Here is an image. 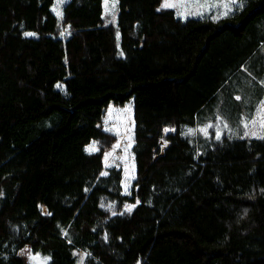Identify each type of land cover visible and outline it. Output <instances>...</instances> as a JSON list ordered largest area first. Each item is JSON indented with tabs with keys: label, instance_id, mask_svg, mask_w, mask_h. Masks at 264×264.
<instances>
[{
	"label": "trees",
	"instance_id": "obj_1",
	"mask_svg": "<svg viewBox=\"0 0 264 264\" xmlns=\"http://www.w3.org/2000/svg\"><path fill=\"white\" fill-rule=\"evenodd\" d=\"M55 1L0 0V264L27 247L48 264H264V0L218 21L118 0L119 41L103 0L62 21ZM218 112L226 129L206 131Z\"/></svg>",
	"mask_w": 264,
	"mask_h": 264
},
{
	"label": "rangeland",
	"instance_id": "obj_2",
	"mask_svg": "<svg viewBox=\"0 0 264 264\" xmlns=\"http://www.w3.org/2000/svg\"><path fill=\"white\" fill-rule=\"evenodd\" d=\"M70 0H63V2H58V0L55 1V4L53 5V13L57 15L59 20L62 21L63 18V9L64 6L69 2ZM243 1L241 0H163L162 4L160 5L159 10H174L179 18L182 20H187L191 18H210L211 20L218 21L222 18H226L240 10L242 7ZM103 16L105 19V24L107 26H112L117 30V38L119 41V30H118V19H119V1L118 0H103ZM57 13H60L58 15ZM69 33L68 30L63 31V35H67ZM262 51L261 53L264 54V43L261 45ZM262 54V55H263ZM246 72L254 78V75L244 69V72L242 74H246ZM257 80L254 78V81ZM254 81H250V85L255 86V84H252ZM220 108V106H219ZM218 108V109H219ZM112 118V117H111ZM110 118V119H111ZM109 119V120H110ZM228 119L226 117L222 116L220 112L216 114V117L214 119L209 118L206 121L205 124V130L210 131L211 129H214L217 134H221L226 129V124H228ZM126 126L123 128V132L121 133L120 140L118 141V145L115 147L113 152L111 151L110 154H108V160L107 165H109L115 157L122 156V154L125 153V149L123 144L129 140H131L130 137V128L131 122L129 119L125 120ZM128 143V142H127ZM125 145V144H124ZM122 148V152H120ZM118 156V157H119ZM130 165V164H129ZM132 170H129V173H131ZM24 257L28 260L27 264H48V257L44 256L40 253H36L31 251L29 247L23 250Z\"/></svg>",
	"mask_w": 264,
	"mask_h": 264
},
{
	"label": "snow or ice",
	"instance_id": "obj_3",
	"mask_svg": "<svg viewBox=\"0 0 264 264\" xmlns=\"http://www.w3.org/2000/svg\"><path fill=\"white\" fill-rule=\"evenodd\" d=\"M58 2H63V0H58ZM58 15H60V13H57ZM25 35H27V36H32V35H34L33 33H26ZM165 131H168L167 129H165ZM93 150H95V145H93L90 149H89V151H93ZM133 206H127V208H128V210L129 211H131V208H132Z\"/></svg>",
	"mask_w": 264,
	"mask_h": 264
}]
</instances>
